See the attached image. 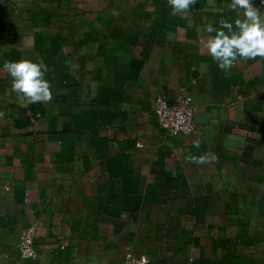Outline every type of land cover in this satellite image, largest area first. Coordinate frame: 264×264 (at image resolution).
<instances>
[{
    "label": "crops",
    "instance_id": "0c3cea01",
    "mask_svg": "<svg viewBox=\"0 0 264 264\" xmlns=\"http://www.w3.org/2000/svg\"><path fill=\"white\" fill-rule=\"evenodd\" d=\"M229 3L0 0V264H228L262 239L264 62L225 73L204 46ZM21 58L50 101L12 90ZM158 96L195 109L192 135L159 125Z\"/></svg>",
    "mask_w": 264,
    "mask_h": 264
},
{
    "label": "clouds",
    "instance_id": "9594fccd",
    "mask_svg": "<svg viewBox=\"0 0 264 264\" xmlns=\"http://www.w3.org/2000/svg\"><path fill=\"white\" fill-rule=\"evenodd\" d=\"M168 2L172 15H183L189 12L196 0ZM260 4H264V0H260ZM228 7L236 11L234 20L221 18L219 27L210 22L203 29L209 34L215 33L207 37L204 46L225 73L230 72L241 59L255 60L259 57L264 62V11L254 4V0H230ZM3 67L12 77V90L22 100L37 103L52 99L51 82L46 78L47 65L42 61L21 58L5 61ZM199 159L202 161L204 158ZM141 259L147 264L146 257Z\"/></svg>",
    "mask_w": 264,
    "mask_h": 264
},
{
    "label": "built area",
    "instance_id": "2783aa9c",
    "mask_svg": "<svg viewBox=\"0 0 264 264\" xmlns=\"http://www.w3.org/2000/svg\"><path fill=\"white\" fill-rule=\"evenodd\" d=\"M155 114L159 125L171 136H190L195 132V109L185 102L172 103L167 97L158 96L155 100ZM33 237V227L21 235L18 247L23 258L35 256ZM142 257L145 256H128L130 264H144ZM146 261L148 264L147 258Z\"/></svg>",
    "mask_w": 264,
    "mask_h": 264
},
{
    "label": "rangeland",
    "instance_id": "374dc122",
    "mask_svg": "<svg viewBox=\"0 0 264 264\" xmlns=\"http://www.w3.org/2000/svg\"><path fill=\"white\" fill-rule=\"evenodd\" d=\"M260 232L262 239H260L258 242L255 240L256 244H254V240H250L249 245H243L240 247L234 244V246H231L230 250L236 251V253L239 251L240 255H236L233 258L230 257L227 261L229 262L228 264H264V229L262 228ZM129 255L137 257L141 256L132 253L128 254L126 264H130L128 258Z\"/></svg>",
    "mask_w": 264,
    "mask_h": 264
}]
</instances>
